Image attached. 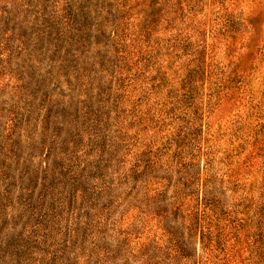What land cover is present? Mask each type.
<instances>
[{"label": "rangeland", "instance_id": "1", "mask_svg": "<svg viewBox=\"0 0 264 264\" xmlns=\"http://www.w3.org/2000/svg\"><path fill=\"white\" fill-rule=\"evenodd\" d=\"M0 264H264V0H0Z\"/></svg>", "mask_w": 264, "mask_h": 264}]
</instances>
